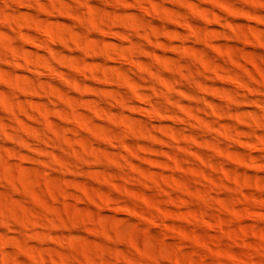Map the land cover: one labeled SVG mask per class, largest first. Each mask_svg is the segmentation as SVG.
<instances>
[{"label": "rangeland", "instance_id": "rangeland-1", "mask_svg": "<svg viewBox=\"0 0 264 264\" xmlns=\"http://www.w3.org/2000/svg\"><path fill=\"white\" fill-rule=\"evenodd\" d=\"M0 264H264V0H0Z\"/></svg>", "mask_w": 264, "mask_h": 264}]
</instances>
